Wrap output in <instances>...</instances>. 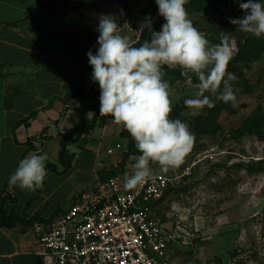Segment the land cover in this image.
<instances>
[{"label":"rangeland","instance_id":"rangeland-1","mask_svg":"<svg viewBox=\"0 0 264 264\" xmlns=\"http://www.w3.org/2000/svg\"><path fill=\"white\" fill-rule=\"evenodd\" d=\"M42 2L47 19L60 17L77 24L93 52L98 47L96 25L100 14L115 16L121 34L128 35L134 43L145 36L147 29L141 36L137 33L145 16L150 15L153 23L160 17L155 0ZM240 2L236 0L233 7L210 14L194 7L186 9L193 25L210 43H220L222 33L227 34L233 50L231 61L239 51L238 40L251 35L240 32L228 19L244 15ZM227 71L237 77L232 82L236 100L220 101L216 112L207 106L193 110L184 104L198 90L199 84L192 78L164 77L172 99L169 118L186 122L194 136L184 162L168 170L180 174L190 167L191 171L176 181L156 212L165 229L174 235L171 254L177 264H264V124L258 129L263 137H236L233 132L255 111L264 113V60L235 63ZM210 99L213 102L215 96ZM107 116L112 120L114 134L123 139L124 153L127 152L132 137L122 124L114 122L110 114ZM137 156L116 171L130 174ZM150 167L153 174L162 172L158 163H151Z\"/></svg>","mask_w":264,"mask_h":264},{"label":"crops","instance_id":"crops-1","mask_svg":"<svg viewBox=\"0 0 264 264\" xmlns=\"http://www.w3.org/2000/svg\"><path fill=\"white\" fill-rule=\"evenodd\" d=\"M43 4L0 0V264H52L42 254L36 224L49 230L76 197L121 168L125 151L107 115L64 101L65 85L77 79L86 93L100 96L92 68L86 69L92 46L74 39L83 34L77 24L47 19ZM94 103L96 97L87 96L85 105ZM31 152L46 154L57 170L36 191L10 189V175Z\"/></svg>","mask_w":264,"mask_h":264},{"label":"clouds","instance_id":"clouds-1","mask_svg":"<svg viewBox=\"0 0 264 264\" xmlns=\"http://www.w3.org/2000/svg\"><path fill=\"white\" fill-rule=\"evenodd\" d=\"M188 2L155 0L158 15L165 23L156 31L152 17L146 15L137 33L141 36L147 29L150 40L142 42L134 43L128 35L121 34L112 14L98 16V47L95 52L89 50L87 57L91 79L99 85L100 115L110 114L114 122L122 124L141 153L135 157L131 173L124 177L126 190L153 179L151 163H158L165 172L178 168L193 145L194 136L188 124L179 118H169L172 99L169 83L164 79V66H179L198 78L195 96L184 100L190 109L214 106L211 95L223 103L236 100L232 82L237 77L227 71L233 57L227 34L222 33L220 43H210L189 18L185 8ZM239 8L244 15L229 17L230 23L240 32L257 38L264 36V0H242ZM35 99H41L39 94ZM47 161L48 156L42 152L27 154L10 175L9 188L28 191L42 188L48 175Z\"/></svg>","mask_w":264,"mask_h":264},{"label":"built area","instance_id":"built-area-1","mask_svg":"<svg viewBox=\"0 0 264 264\" xmlns=\"http://www.w3.org/2000/svg\"><path fill=\"white\" fill-rule=\"evenodd\" d=\"M190 171L154 173L131 190L123 186L129 173L99 181L95 190L76 197L49 230L36 224L42 254L52 264H177L171 254L174 235L156 212L167 191Z\"/></svg>","mask_w":264,"mask_h":264},{"label":"trees","instance_id":"trees-1","mask_svg":"<svg viewBox=\"0 0 264 264\" xmlns=\"http://www.w3.org/2000/svg\"><path fill=\"white\" fill-rule=\"evenodd\" d=\"M235 1L236 0H189V2L185 5V8L188 9V8L194 7L197 10H202L206 14H210L213 12L221 11L222 9H225V7L228 9L233 7V4ZM163 23H165L164 18L161 16L158 17L157 20H155V22L153 23L154 30L159 31ZM148 35H149L148 31H146L143 40L147 39ZM74 39L79 40L83 43L87 42L88 44H90V41H88V39L86 38V35L84 34H78L74 36ZM238 48H239V51L237 52V55L232 61L229 62L228 66L235 64V63H239V62L246 63L252 60H264V36L257 38L253 35H250V36H246L244 39H239ZM89 68H91V66L89 65V63H87L86 69H89ZM162 70L165 72V77L168 76L169 78H172V79L192 78V80L195 83L199 84V80L195 76V74L189 71H184L179 66L172 67V68L164 66ZM65 90L67 92L65 99H64L65 102H70V101L75 100L78 103H80V107L96 111V116L100 114L99 95L95 90H89L86 93V83L84 82L83 79H77V80H74L68 83L67 85H65ZM87 96H95L96 103L92 105H85ZM213 100H214L213 101L214 106L208 107V109H210L212 112L219 111L220 101H217L216 99H213ZM93 124L90 126L91 128L94 126ZM263 124H264V113L261 112L260 110H257L249 118H247L243 126L239 127L233 132H235L236 137H241L245 134H248V135L256 134V135L263 137V133L260 130H258ZM140 154L141 153H139L138 150L136 149L135 141L132 138L129 141L128 151L123 153L122 155L123 159L121 161L120 167L123 168V166H125V163L131 156H136ZM67 156L68 155H67L66 145L62 144V150L60 153V159L62 160V162H66L65 160L67 159ZM46 168L48 170V175L57 170L56 164L50 162L49 160L46 163ZM111 171L112 172H108L107 175L112 176L117 173L115 169ZM48 175L46 176V178L48 177ZM46 178L44 182L46 181ZM172 190L173 189L170 188L167 191L166 195L162 198L160 203L172 192Z\"/></svg>","mask_w":264,"mask_h":264}]
</instances>
